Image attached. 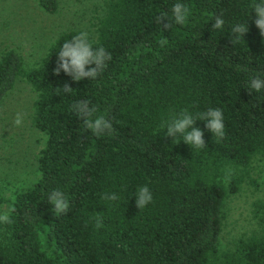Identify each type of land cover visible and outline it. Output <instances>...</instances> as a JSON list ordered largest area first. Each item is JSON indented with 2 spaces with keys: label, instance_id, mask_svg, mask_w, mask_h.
<instances>
[{
  "label": "trees",
  "instance_id": "16d2710c",
  "mask_svg": "<svg viewBox=\"0 0 264 264\" xmlns=\"http://www.w3.org/2000/svg\"><path fill=\"white\" fill-rule=\"evenodd\" d=\"M18 81L44 142L30 185L0 184V264H264V201L221 239L264 177V0H104L90 32L0 51V103Z\"/></svg>",
  "mask_w": 264,
  "mask_h": 264
},
{
  "label": "rangeland",
  "instance_id": "374dc122",
  "mask_svg": "<svg viewBox=\"0 0 264 264\" xmlns=\"http://www.w3.org/2000/svg\"><path fill=\"white\" fill-rule=\"evenodd\" d=\"M103 1L60 0L58 12L49 14L36 0H0V51L15 48L30 60L43 53L60 31L81 28L90 32L101 14ZM34 96L27 83L18 81L0 103V184L9 190L26 187L37 177L36 155L44 137L31 124ZM261 173L254 166L241 191L227 202L228 225L222 232L223 243L250 231L253 211L258 202L264 201ZM7 209V204L0 202V218Z\"/></svg>",
  "mask_w": 264,
  "mask_h": 264
}]
</instances>
